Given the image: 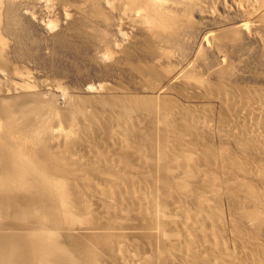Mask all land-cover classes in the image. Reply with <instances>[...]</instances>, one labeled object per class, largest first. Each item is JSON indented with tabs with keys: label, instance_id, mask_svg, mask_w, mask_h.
<instances>
[{
	"label": "bare ground",
	"instance_id": "1",
	"mask_svg": "<svg viewBox=\"0 0 264 264\" xmlns=\"http://www.w3.org/2000/svg\"><path fill=\"white\" fill-rule=\"evenodd\" d=\"M66 1L0 0V264H264V81H235L224 60L217 82L170 63L159 42L202 0H80L90 12L76 22ZM238 2L264 16V0ZM54 16L98 37L99 63L130 24L157 94L84 82L78 95L3 57V31L28 56L31 27L50 30Z\"/></svg>",
	"mask_w": 264,
	"mask_h": 264
},
{
	"label": "rangeland",
	"instance_id": "2",
	"mask_svg": "<svg viewBox=\"0 0 264 264\" xmlns=\"http://www.w3.org/2000/svg\"><path fill=\"white\" fill-rule=\"evenodd\" d=\"M66 2L74 13L69 11L71 21L74 17L73 20L76 22L79 16L83 21L86 20L83 19L84 15H89L90 10L82 1L67 0ZM207 2L208 0L200 1L201 14L191 15L192 21L188 24L183 23L174 39L159 42L160 49L165 55L169 54L170 63L188 64L189 70L196 75L208 76L209 80L217 82L219 76L215 69L221 67V61L224 60L229 67H232L231 78L235 81H264V16L258 12L253 14L254 10L260 8L252 4L241 5L238 0H231L227 3L226 9L220 10L212 1ZM79 8L80 12L82 11L79 12L81 15L77 13ZM75 10H78L76 14ZM113 17L114 20L117 18ZM79 18L77 21L80 20ZM129 26L130 24L121 27L124 33L122 36L125 35L123 41L120 37L116 40V43L121 45V55L116 53V56L113 53V56L115 55L113 59L111 57L109 58L111 60H106L105 63H99L92 58L94 52L104 48L98 37H90V32L84 24H76L72 28L71 24L62 23L57 16L52 18L51 28H48L50 30L31 27L30 38L33 36L31 39L36 46L33 53L27 50L30 53L28 56L15 54V48L21 37L15 38L13 34L3 31L5 44L2 48L3 57L14 61L17 65H24L40 78L54 76L68 87L76 88L84 82L96 83V85L100 83L103 86L101 93L110 97L121 94L155 96L157 92L151 93L150 87L159 85L161 76L159 73L145 72L154 59L153 55L145 50L143 41L130 42L132 37ZM61 38L64 41H61ZM74 50L79 51L82 56L80 59L77 60L74 56V53L76 54ZM52 58L54 64L51 62ZM207 65L211 67L208 68ZM74 91L78 95H83L77 88ZM170 93L179 102H183L177 91ZM214 111L211 110V113ZM137 120L145 128L150 126L143 115L140 119L138 115ZM205 138H209V135ZM260 241L264 244V236H261Z\"/></svg>",
	"mask_w": 264,
	"mask_h": 264
}]
</instances>
